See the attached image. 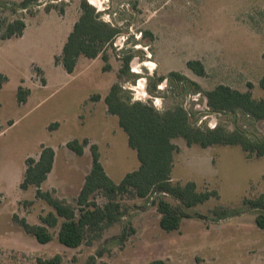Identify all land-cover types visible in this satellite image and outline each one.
I'll use <instances>...</instances> for the list:
<instances>
[{
	"label": "rangeland",
	"instance_id": "374dc122",
	"mask_svg": "<svg viewBox=\"0 0 264 264\" xmlns=\"http://www.w3.org/2000/svg\"><path fill=\"white\" fill-rule=\"evenodd\" d=\"M87 1L103 21L122 28L105 49L107 63L100 56L92 60L81 57L74 73L68 75L52 62L71 29L72 13L76 4L79 9L80 0L42 1L29 8L33 16L45 6L58 11L72 5V12L63 19L51 18L44 35L33 33L34 45L29 51L0 43V72L7 77L0 88V264H37V258L55 254L61 255V264H87L91 256L102 264H147L152 259H164L167 264H264V229L255 223L258 211L243 202L264 195V156L247 158L238 145L201 148L186 146L182 138L173 140L178 150L172 181H193L198 190L218 194L188 209L203 219L185 218L176 231L159 227V214L151 205L153 196L124 197L126 217L77 248L65 247L56 238L40 244L13 222L16 214L37 224L40 215L51 211L34 197V187L19 188L25 159H36L41 146L55 153L53 170L41 189L52 190L73 205L91 168L90 144H97L100 162L115 183L138 168L136 151L128 146L117 117L103 112V101L95 102L114 83H120L132 101L149 102L160 111L183 106L196 126L222 125L228 130L236 126L250 137L264 135V120L255 121L241 111H211L203 93H181L175 83L167 81L159 83L154 93L147 91L148 78L155 80L176 71L199 84L203 92L225 84L263 98L259 80L264 73V0ZM24 12L8 8L1 15L7 20L30 17ZM39 20H33L32 26ZM128 51L134 52L130 73L118 77L122 55ZM29 55L45 68V88L33 85L41 84L42 76L27 63ZM188 60H200L206 75L194 74L186 67ZM19 86L32 89L28 100L21 103L16 97ZM54 123L57 126L49 127ZM84 138L89 144L81 155L65 146ZM94 200L100 206L105 202L100 193ZM221 209L228 214L217 220L213 211ZM125 222L135 233L120 244L112 238L120 234Z\"/></svg>",
	"mask_w": 264,
	"mask_h": 264
},
{
	"label": "trees",
	"instance_id": "16d2710c",
	"mask_svg": "<svg viewBox=\"0 0 264 264\" xmlns=\"http://www.w3.org/2000/svg\"><path fill=\"white\" fill-rule=\"evenodd\" d=\"M42 1L50 0H20L14 4L0 0V39L20 37L25 29L24 18L7 20L1 15L3 11L11 8L15 11H25L32 16L29 8ZM50 8L51 6L44 7L46 11ZM58 12L62 14L63 8H60ZM100 16L95 6L87 0H80L79 16L67 35L61 53L54 57V62L61 65L66 73L71 74L74 71L80 56L87 59L100 56L107 63L108 56L105 49L112 45L122 28L103 21ZM133 57V51L123 53L118 77L130 73L129 65ZM262 59L264 60V51ZM186 67L197 76L206 75L205 67L200 60H188ZM103 68L107 70V64ZM6 81L7 77L0 72V88ZM163 81L175 83L176 88L181 89V93L187 90L195 94L203 93L206 106L211 111L230 114L241 111L255 121L264 120V97L256 99L250 90L239 91L228 85L218 84L211 90L203 92L196 82L179 72L171 71L167 76H161L155 80L148 78L147 91L154 93L157 85ZM259 87L264 90V73L259 80ZM27 95L28 90L19 86L17 101L25 102ZM104 103L107 113L117 117L119 127L126 133L128 146L136 151L139 166L115 183L107 176L100 162V151L97 144H90L91 168L84 177L73 205L56 197L52 190L41 189L42 183L53 167V149L41 146L36 159L27 157L24 161L25 169L19 188L26 190L34 187V197L44 201L51 211L40 215L37 224H30L25 218H19L16 214L12 215V220L25 234L34 237L40 244H47L56 238L59 244L65 247L77 248L91 241L103 228L119 223L126 217L127 208L122 202L126 196L140 199L153 196L151 205L159 214L158 225L166 232L178 230L185 218L197 216L203 219V216L191 213L188 209L210 198H217L218 194L215 190H198L193 181L185 183L172 181L174 154L178 150L173 143L176 138H182L188 147L238 145L247 158L264 156V135L250 137L236 126L232 130L222 125L212 128L196 126L192 115L183 106L175 105L160 111L149 102L132 101L118 82L110 86L104 97ZM52 126H57V124H51L49 127ZM88 144L89 140L86 138L81 141L73 139L65 146L81 155ZM97 193L105 198L102 206L94 200ZM243 202L251 210L258 211L255 223L257 227L264 229V195L260 194L254 199L245 198ZM213 213L217 220L223 219L228 214L225 209L214 210ZM134 233L135 229L132 225L125 222L120 234L112 239L122 244ZM100 255L98 253V257ZM36 263L61 264L62 257L55 254L49 258H37ZM87 264L102 263L97 261L95 256H91ZM147 264H167V261L152 259Z\"/></svg>",
	"mask_w": 264,
	"mask_h": 264
},
{
	"label": "crops",
	"instance_id": "0c3cea01",
	"mask_svg": "<svg viewBox=\"0 0 264 264\" xmlns=\"http://www.w3.org/2000/svg\"><path fill=\"white\" fill-rule=\"evenodd\" d=\"M13 1L18 3L20 0H13ZM69 11L72 12V5L71 4L64 6L62 14H59L58 11L56 10V8L53 7V8H50L48 11L43 9V10H40L37 14H35L33 16H30V17L26 16L24 18L25 29L23 31L22 36H20V37H12V38L5 39V40H1L0 39V43L3 45V47H9V45L14 44V46H18L19 48L26 49L27 51H29V49H31L33 47V45H34V42L32 40V35H34L33 33H36V34L39 33L41 35H44V33L46 31L45 30L46 25L51 20V18H53L56 15L57 18L63 19L67 15V13ZM72 15H73V19H72V23H71V27H70L71 29H72V26H73L74 22L77 20V18L79 16V9H78L77 4L75 5L74 13H72ZM37 17H38V19H40L39 20L40 22H37L34 26H32V21L35 20ZM71 29L69 31H67V35L71 31ZM67 35H66V38H67ZM66 38H65L63 44L65 43ZM63 44L61 45V50H62ZM60 53H61V51L59 53H55L53 55V57H52V62H53V64L55 66H61V65H58V64H56L54 62V57L58 56ZM81 57H83V56H80L79 58H81ZM79 58H78V60H79ZM78 60H77V63H78ZM90 60H92V59H90ZM27 63H30V65L34 67V70L36 72H40L41 76H42V83L39 84V85H36V83H33V85L36 86V87L45 88L48 85V78H47V75H46L45 68L41 67L40 60H38V59L34 58L33 56L29 55L28 59H27ZM77 63H76V66H77ZM75 68H74V71H75ZM74 71L71 74H73ZM71 74H68V75H71ZM35 75H36V73H35ZM26 89L28 90V95H27L28 97H26L25 101H27L28 98L32 94V89H30L28 87ZM106 94L101 95L99 97V99L95 100V102H98V101L99 102H101V101L104 102V97L106 96ZM93 102H94V100H93ZM103 112L105 114H108L107 110H106L105 103H104V106H103ZM86 139H88V138H86ZM84 149H85V147H84ZM84 149H83V151H84ZM54 158H55V153H54ZM174 165H173V167H174ZM53 166H54V163H53ZM52 170H53V167H52ZM52 170L47 175V178H46V180L43 183H45L47 181V179L49 178V175L51 174ZM171 178H172V180L175 178V177H173V169H172V173H171Z\"/></svg>",
	"mask_w": 264,
	"mask_h": 264
},
{
	"label": "built area",
	"instance_id": "2783aa9c",
	"mask_svg": "<svg viewBox=\"0 0 264 264\" xmlns=\"http://www.w3.org/2000/svg\"><path fill=\"white\" fill-rule=\"evenodd\" d=\"M55 1H56V0H50V2H52V3L55 2ZM58 1H60V0H58ZM44 3H45V2H44Z\"/></svg>",
	"mask_w": 264,
	"mask_h": 264
}]
</instances>
